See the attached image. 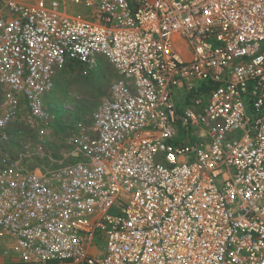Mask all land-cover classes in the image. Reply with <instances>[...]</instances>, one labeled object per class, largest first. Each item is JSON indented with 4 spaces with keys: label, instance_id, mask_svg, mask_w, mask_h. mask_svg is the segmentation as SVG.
Returning <instances> with one entry per match:
<instances>
[{
    "label": "built area",
    "instance_id": "built-area-1",
    "mask_svg": "<svg viewBox=\"0 0 264 264\" xmlns=\"http://www.w3.org/2000/svg\"><path fill=\"white\" fill-rule=\"evenodd\" d=\"M98 56L72 160L29 165ZM0 89V264H264V0H0Z\"/></svg>",
    "mask_w": 264,
    "mask_h": 264
},
{
    "label": "rangeland",
    "instance_id": "rangeland-1",
    "mask_svg": "<svg viewBox=\"0 0 264 264\" xmlns=\"http://www.w3.org/2000/svg\"><path fill=\"white\" fill-rule=\"evenodd\" d=\"M115 78L114 67L102 56H98L94 67L71 64L58 72L52 90L44 96L47 110L55 114L53 132L45 155L34 156L29 165L56 168L72 160L70 138L89 124L92 112ZM3 96L0 89V102ZM10 148L12 153L19 151Z\"/></svg>",
    "mask_w": 264,
    "mask_h": 264
}]
</instances>
